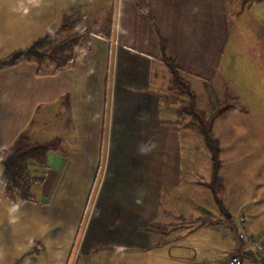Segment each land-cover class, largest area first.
Returning a JSON list of instances; mask_svg holds the SVG:
<instances>
[{
  "label": "crops",
  "instance_id": "0c3cea01",
  "mask_svg": "<svg viewBox=\"0 0 264 264\" xmlns=\"http://www.w3.org/2000/svg\"><path fill=\"white\" fill-rule=\"evenodd\" d=\"M20 3L0 2V58L45 34L64 14L78 17L82 28L102 27L110 14L112 29L109 39L88 35L87 55L80 52L65 68L38 71L30 60L0 68V149L22 133L30 141L59 143L48 154L44 180L31 187L36 200L24 203L15 223L8 213L13 202L0 196L3 263L68 264L74 253V264H195L180 238L210 225L207 216L218 206L206 185L209 152L169 101L164 59L172 57L185 74L199 109L201 98L211 112L226 94L245 103L219 116L212 132L215 122L224 126V148L216 137L220 160L242 157L239 180L259 174L264 0H40L39 6L23 0L27 14L18 10ZM247 25L242 39L241 26ZM149 140L156 149L138 155L137 146ZM249 141L261 153L248 149ZM220 171L228 173L222 160L218 176ZM220 179L224 204L237 178ZM251 195L257 199L260 192ZM206 200L213 210L202 207ZM233 251L244 264H257L242 243Z\"/></svg>",
  "mask_w": 264,
  "mask_h": 264
},
{
  "label": "trees",
  "instance_id": "16d2710c",
  "mask_svg": "<svg viewBox=\"0 0 264 264\" xmlns=\"http://www.w3.org/2000/svg\"><path fill=\"white\" fill-rule=\"evenodd\" d=\"M79 18L72 14H64L60 23L49 32L40 36L28 45L11 51L0 58V68L20 60L34 61L38 71H56L70 65L85 47L88 35L95 34L110 38L112 18L109 14L102 21V27L93 30L91 27L79 28ZM169 71V101L178 104L179 117L187 116L189 124L201 135L203 143L210 155L209 180L206 185L216 205L223 209L225 190L222 179L218 176L221 166L219 142L212 132L216 118L230 108H240L237 97L226 94L211 112L199 109L195 104V93L185 74L180 70L172 57L164 59ZM59 149L57 140L46 142L30 141L23 133L14 142L0 149V193L11 202H31L36 198L31 190L35 183L44 180L48 168V154Z\"/></svg>",
  "mask_w": 264,
  "mask_h": 264
},
{
  "label": "rangeland",
  "instance_id": "374dc122",
  "mask_svg": "<svg viewBox=\"0 0 264 264\" xmlns=\"http://www.w3.org/2000/svg\"><path fill=\"white\" fill-rule=\"evenodd\" d=\"M2 0H0L1 2ZM57 22V23H56ZM50 28L53 29L60 23L59 20L56 21ZM82 22L76 29L82 28ZM89 24V23H88ZM87 24V25H88ZM250 28L254 29L251 24H248ZM242 27L239 37L243 39L246 36V33L249 32V28ZM245 26V25H244ZM48 28V27H47ZM45 29V34L49 32L51 29ZM99 28L98 24H95L94 27H92L93 30H97ZM47 30V31H46ZM245 30V31H243ZM253 31V30H252ZM44 33L41 35L43 36ZM256 35V34H255ZM242 43V42H241ZM243 45V44H242ZM245 46V45H243ZM245 51H247L246 48H244ZM239 51L241 54L244 51ZM169 72V71H168ZM230 84V83H229ZM230 88L234 89L236 87L235 84L231 83L228 85ZM214 87L215 91L220 90V85L217 82H214L212 85V88ZM237 88L240 89L239 85H237ZM242 89V86H241ZM200 90H203L201 87L197 86L195 89V92H200L201 97H204V91L201 92ZM244 93V92H243ZM246 94V93H245ZM264 95V88L262 90L261 95ZM200 100V108L204 109V111L210 112L209 108L211 105L206 104V101H204V98H201ZM242 100V99H241ZM240 104L245 103L243 101H239ZM174 105V103H173ZM251 107L248 106L247 109ZM209 108V109H208ZM219 120V118H216V122ZM213 128V134L214 137H218L219 135L224 134V126L220 125L218 128L216 126ZM226 127H231L230 124H227ZM223 128V129H222ZM235 133V132H234ZM225 136V135H224ZM249 140V139H248ZM220 146L222 148L225 147V139H219ZM236 144L238 141H234ZM243 145V144H242ZM248 149L253 150L255 153H261V148L257 144L253 143L252 141H249V144L247 143ZM264 150V149H263ZM242 157L239 155V153H236L231 161L226 163L225 157H221L222 164L228 169L223 172H219V177L223 178L224 181L228 182L235 180L236 185L232 189V193L229 194L228 198H225L224 202V208L220 212L219 207L218 209L214 210L216 214L212 213L208 214L207 218H210L212 221L210 225H203L200 227H197L194 229L189 235H185L184 237H181L180 239L183 240V243L186 247L190 248V256L191 258L190 262H195V264H215L214 262L220 259H223L227 257L228 255L234 253L233 248H235L237 245L240 244L239 238L237 237V226H236V218L243 213L245 216V228L248 233L254 234L255 236H258L264 240V186L259 187L257 184L260 182V178L263 175L264 171V165L259 163L258 165H255L254 170L260 171L258 173H249L250 171L244 170V173L247 175L249 179L246 181L239 180L238 177H240L243 173L240 171L241 164L238 162ZM260 161V157L257 158L255 156V164ZM238 162V163H236ZM231 164V165H230ZM251 168V166H249ZM264 178V177H263ZM247 183V186H246ZM242 187V188H241ZM257 189V190H256ZM243 191L244 194L239 195V191ZM253 191H259L260 196L257 199H254L252 197ZM0 196L2 198H5L4 194L0 193ZM11 206V205H10ZM202 207L204 209H212V204H208L207 200L202 204ZM0 212H4L3 209L0 208ZM218 217L220 219H218ZM9 222V221H8ZM2 228V225L0 224V230ZM172 236H170L171 238ZM0 241H2L0 239ZM71 259H69L68 264L72 263V260L74 257V253L71 255ZM3 257L0 253V264L3 263ZM4 264V263H3Z\"/></svg>",
  "mask_w": 264,
  "mask_h": 264
},
{
  "label": "built area",
  "instance_id": "2783aa9c",
  "mask_svg": "<svg viewBox=\"0 0 264 264\" xmlns=\"http://www.w3.org/2000/svg\"><path fill=\"white\" fill-rule=\"evenodd\" d=\"M237 237L240 243L251 255L252 261L264 264V240L254 234L248 233L245 228V216L240 214L236 218ZM74 258L71 264H74ZM223 264H244V258L238 253L230 254Z\"/></svg>",
  "mask_w": 264,
  "mask_h": 264
},
{
  "label": "clouds",
  "instance_id": "9594fccd",
  "mask_svg": "<svg viewBox=\"0 0 264 264\" xmlns=\"http://www.w3.org/2000/svg\"><path fill=\"white\" fill-rule=\"evenodd\" d=\"M28 2L30 4H32L33 6H39L40 4V0H28ZM19 11H22L24 14H27L29 12V8L24 6L23 0H21V3L19 5L18 8ZM81 51V57H84L87 55V50L86 49H82ZM89 71L91 72L92 69H89ZM138 118L143 119L144 118V114H141ZM157 147V144L152 141H145L140 143L137 146V154L138 155H148L150 154L153 150H155ZM145 193H142L141 195H144ZM24 201H20V202H14L11 204L10 208L8 209V213H9V217H10V222L15 223L16 221H18L20 219V212L21 209L24 205ZM137 204H141L142 200L138 199L136 201Z\"/></svg>",
  "mask_w": 264,
  "mask_h": 264
}]
</instances>
